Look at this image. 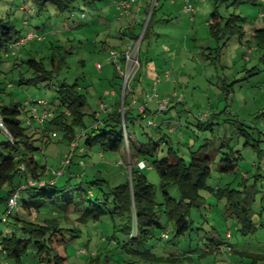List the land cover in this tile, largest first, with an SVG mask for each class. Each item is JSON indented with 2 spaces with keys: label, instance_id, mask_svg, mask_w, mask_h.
Masks as SVG:
<instances>
[{
  "label": "trees",
  "instance_id": "16d2710c",
  "mask_svg": "<svg viewBox=\"0 0 264 264\" xmlns=\"http://www.w3.org/2000/svg\"><path fill=\"white\" fill-rule=\"evenodd\" d=\"M20 1L19 16H12L7 10L0 13V73L17 70L15 82L18 86L40 84L53 88L54 94L52 99H47L51 117L42 125L33 122L26 124L28 109L21 108L19 102L8 98L9 92H6V88L12 87L13 83H4L0 76V117L10 134L5 135L6 139L0 142V151L4 150V154L0 152V204L3 205L4 215L0 219L5 222L9 219L3 228L0 227V251L16 262H23L24 256H30L36 260V264H62L63 256L55 251L54 242L63 243L66 249L81 237L79 227L63 226V221L72 213L79 225L89 222L97 225L98 240H94L96 248L93 252H87L90 261L92 259L98 262L101 258V251L97 250V246H101L111 256L112 253L117 254L114 256L116 264H179L184 258H189V253H159L155 251L154 244L169 239V235L167 238L162 237L164 231L168 232V225L171 226L172 237L177 238L187 233L196 219V229L206 224V231L210 234L204 237L198 255L213 254L221 249L224 254L234 251L245 257L244 264H264V237L256 238L251 249L241 248L239 245V239L247 240V235L256 237L254 234L257 228L264 225L256 224L252 218L255 212V191L258 181L262 178L260 169L264 163V150L259 147V139L255 138L252 127L239 120L236 122V130L244 138L243 146L249 145L255 153L252 170L237 169V162L242 158L239 148H236L238 144L234 146L221 140L211 146L205 138L197 147H190L185 156L178 147L170 145V139H167L159 123L154 126V133L157 135L141 129L136 133L134 121L143 118L144 114L133 106H128L123 116L121 115V82L115 88L119 91V99L116 98L112 103L111 110H104L98 116L97 109L85 111L86 97L76 80L68 82L62 79L55 85L50 84L53 78H57L58 67L64 59L55 55L56 50L61 52V45L57 43L60 38L48 37L51 34L49 32L53 31L52 26L55 23L64 20L69 22V28H73L82 23L87 9H100L101 13V8L105 5L112 7L114 19H120L114 7L115 0ZM227 1L214 0L210 13L214 23L208 22L210 32L220 31V36L225 33L237 34L240 38L244 34L243 15L234 9L223 16L216 10L217 4ZM229 1L236 4L242 1L254 4L259 1L264 6V0ZM77 11H80L79 15ZM100 13L94 22L100 16H107V13ZM152 13L153 9L150 17ZM129 26L130 24L126 25L127 28ZM27 31H32L41 38L28 39L11 53L9 45ZM92 31L96 34L99 30L96 27ZM57 34H60L59 31ZM40 39L49 42L51 53H38ZM251 41L257 49H262L264 55V25L254 28L252 36L245 44L250 45ZM243 56L244 51L241 52V58ZM16 57L20 62L15 69L12 64ZM8 61L11 66L3 70L1 65ZM113 76H118L116 69ZM125 103L127 104L126 97ZM170 103L167 107L174 105L172 101ZM155 109L146 111L157 114ZM22 111L25 117L20 119L19 113ZM211 124L210 119L197 121L200 130H211ZM35 128L41 130L39 139L34 136ZM51 128L58 129L66 143L63 159L65 153L69 152L71 142L77 141L69 161L63 167L61 164L57 167L63 168L61 174L53 173L55 169L45 168V164L40 163L34 155L35 151L43 146L35 144L34 141L46 143L52 139L54 136L50 135ZM80 129L84 130L83 134L76 138V132ZM54 131L57 134V131ZM237 142L240 143L238 139ZM92 149L100 154L106 151L118 153L122 149L131 150L137 157L136 161L144 160L150 165L148 170L154 169L157 172V184L149 182L143 169L138 168L136 163L130 169L129 176L114 185L97 175L96 171L86 177L83 171L77 172L76 169H82L84 159L81 157L87 155V150ZM26 174L35 182L20 188V185L25 183ZM211 176L212 180L209 182ZM171 187L175 188L174 193L170 190ZM17 189V207L27 211L33 208L38 213L43 210H56L58 214L43 216L39 222L17 216V207L8 210L6 204L7 197ZM208 197H214L216 203H210L212 199L208 202ZM262 200L264 198L260 197V202ZM193 209L197 211L196 214L191 213ZM213 209H216L217 213ZM7 226L13 229H7ZM232 237L236 238L234 243L231 241ZM90 241L92 237H86L81 245L88 246ZM105 252L104 255H107Z\"/></svg>",
  "mask_w": 264,
  "mask_h": 264
},
{
  "label": "rangeland",
  "instance_id": "374dc122",
  "mask_svg": "<svg viewBox=\"0 0 264 264\" xmlns=\"http://www.w3.org/2000/svg\"><path fill=\"white\" fill-rule=\"evenodd\" d=\"M191 1L196 5L193 20H190L189 14L183 11L182 0L173 2L157 0L156 5L152 8L151 17L150 13L146 14L150 8V0H142L141 10L128 19H124V17L114 19L111 13L112 7L105 5L101 8V13L100 9L93 11L87 9L86 17L82 23L73 28L68 27L67 20L55 23L52 26L53 31L49 32L51 34L48 37L60 38L57 43L61 45V52L56 50L55 55L57 58L62 56L64 62L58 67L57 78H53L50 84L55 85L62 79L68 82L76 80L86 97L85 111L91 112L93 109L100 111L101 108L98 105L100 102H111L108 95L111 88H114L115 96L119 99V91L115 88L121 80L120 72L115 66H121L122 61L118 59L116 63L112 62L109 49L125 52L127 48H131L135 51L138 65L129 81L131 92L125 96L127 104L131 102L132 96L136 98L135 103L138 105L146 99L147 95H152V100L148 101L147 109H153L157 108L159 101L163 100L165 96L171 95L170 93L173 91L180 96L179 99L172 98L171 101L174 105L169 107L171 104L169 103L166 110L160 111L161 113H149L148 110V112L145 110L144 117L134 121L136 133L141 129L157 135L154 133V126L159 123L166 133L167 139H170V145L174 148L178 147L181 154L185 156L190 147H197L205 138L211 146L218 144L221 140L234 146L238 144L236 148H239L242 158L237 162L236 168L252 170L255 153L249 145L243 146L244 138L238 134L236 122L239 120L248 127H252L255 138L259 139V147L264 150V55H262V49H257L252 41L250 45L245 44L246 40L252 36L253 29L264 25V19H259V14H262L261 18H264V6L259 1L254 4L243 1L236 4L228 0L225 3L217 4L216 10L223 16L234 9L243 15L244 34L239 38L237 34L225 33L220 36V31L210 32L208 22L214 23V19L210 16L214 0ZM20 3V0H0V13L7 10L12 16L17 17L21 14L18 9ZM132 7L135 9V5ZM79 13L80 11H77V15ZM99 13H107V16H100L94 22ZM32 20L31 22H33ZM145 21L149 23L144 34L145 28L143 29L142 26ZM126 24H130L129 28L125 26ZM96 27L99 31L94 34L92 30ZM40 40L37 46L38 53L41 55L43 51L51 53L52 48H50L49 42ZM243 51L244 56L241 58ZM13 61L12 65L16 69L20 60L16 57ZM1 66L3 70H7L11 65L8 61ZM115 69L117 77L113 76ZM0 76L4 83L5 81L13 83L12 87L6 88V92H9L8 98L20 103L21 108L28 109L29 105L26 102L30 99L33 104H36L37 98H53V88H47L40 84L18 86L15 82L17 70L7 71L6 74L0 73ZM154 81L156 88L153 91ZM127 104L125 103L124 108L120 110L122 116L124 110L128 108ZM132 106L135 108V105ZM24 117L23 111L19 113L20 119ZM87 117L86 114L85 119ZM147 119L155 123L147 124L145 123ZM206 119H210L212 122V129L200 130L197 121ZM127 123L130 125L129 120ZM51 129V131L58 130ZM33 130L35 131L34 136L39 139L41 130L36 128ZM5 139V134L0 130V142ZM237 139L240 143L237 142ZM63 142L64 139L58 131L46 143L35 140V144L39 143L43 146L36 150L34 155L40 163L45 164V168L56 169L63 160V153L66 151V143L63 144ZM0 152L4 154L3 149ZM81 159H84L81 165L83 167L82 169L77 168V172L83 171L88 177L87 175L91 176L96 171L97 175L106 179L110 185H114L129 176L130 169L134 167L137 157L131 150L122 149L118 153L106 151L100 154L92 149L87 150V155L82 156ZM143 172L147 175L149 182L157 184L158 175L154 169L143 168ZM260 173L262 178L260 182L258 181L253 201L255 212L252 218L256 224H264V200L260 202V197L264 198V163L261 165ZM211 180L212 176L209 182ZM170 190L175 192L174 187H171ZM207 199L208 202L212 199L210 203H216L214 197ZM2 209L3 205L0 204V218L3 216ZM213 210L217 213L216 209ZM196 212L194 209L191 211L192 214H196ZM50 214L57 215L58 213L56 210H48V212L43 210L38 213L33 208L27 211L20 206L16 211L17 216L34 222H39L43 216ZM6 222L8 223L9 219ZM6 222L0 219V227L3 228L7 224ZM197 224L195 219L188 232L177 238L172 237V229L168 225L169 239L155 242V251L179 255L189 253V258H184L179 264L245 263L246 258L234 251L224 254L219 249L213 254L198 255L201 252L199 249L202 247V241L205 240L204 237L210 236V234L206 231L208 229L206 224L202 228L196 229ZM63 226L79 227L81 237L66 249L63 243L54 242L55 251L63 256L62 264H116L114 256L117 254L112 253V257L101 246H97V250L101 251V258L98 262L92 261V259L91 262L87 257V252L91 250L93 252L96 248L94 243V240H98L96 224L89 222L79 225L76 223L74 215L70 213L67 220L63 221ZM7 229H13V227L7 226ZM254 235L256 237L247 235V240L239 239L241 248L251 249L254 244L252 242L256 238L264 237V225L259 226ZM90 236L92 241L88 246L84 245L83 247L81 244L86 237ZM235 239L232 237L231 241L234 243ZM259 244L262 243L259 242ZM233 246L235 247V245ZM79 248H84L85 252L77 251ZM104 252L107 255H104ZM22 260L24 264H36V260L30 256H24ZM0 261L13 262L14 260L0 253Z\"/></svg>",
  "mask_w": 264,
  "mask_h": 264
},
{
  "label": "built area",
  "instance_id": "2783aa9c",
  "mask_svg": "<svg viewBox=\"0 0 264 264\" xmlns=\"http://www.w3.org/2000/svg\"><path fill=\"white\" fill-rule=\"evenodd\" d=\"M172 2L175 0H171ZM140 2L141 0H115L114 1V7L117 11V14L119 16V18H122L123 16H128L131 12L132 6L135 5V11L134 14L136 15V12L140 10L141 6H140ZM183 2V6L182 9L184 12L189 14V19L193 20V16L195 14L196 11V5L191 1V0H182ZM157 0H150V8L148 10V13L151 12V9L154 5H156ZM262 14H259V19H261ZM146 21L143 23V29L146 26ZM33 37L36 38H40V36H36L32 31H27L23 36H20L19 38L15 39L12 41V43L9 45V49L11 53H14V50L16 48H18L20 45H22L23 43H25L28 39H31ZM248 52L250 50H247ZM109 53L110 55H112V62L116 63L118 59H121L122 61V65H116L115 68L117 69V71L120 72V80H121V88H120V110H122L124 108V97L127 96V94H129L131 92V88H130V80L132 77V74L135 70V68H137L138 65V61L135 55V51H133L131 48H127L125 50V52L123 51L122 53L118 52L115 49H109ZM99 67V64L97 65V68ZM10 85V84H8ZM155 85L156 82H153V87L152 90H155ZM112 93V92H111ZM113 94V93H112ZM171 95L165 96L163 98V100L159 101V105L158 107L155 109L157 113H159L162 109L166 108L167 105H169V103L171 102L172 98L175 99H179L180 96H178L176 94L175 91H173L172 93H170ZM152 100V95H147L145 100H142L138 105H136V98L134 96L131 97V102L128 103V106H132L135 105V108L138 112L144 114L145 110L147 109V105H148V101ZM36 104H33V102H26L28 106V113L27 116L25 117V123L26 124H30V123H36L39 125H42L48 118L51 117L52 113L49 109V104L47 99L44 98H37L36 99ZM32 103V104H31ZM99 107L101 108V110L96 113V116H98V114H100V112L104 111V110H108L106 103L104 102H100ZM122 114V113H121ZM155 115V114H154ZM147 124H154L155 122H153L150 119H147V121L145 122ZM122 127L124 130V134H125V125H124V121L122 119ZM0 130L6 135V136H10L8 130L6 129L4 123H3V119H1L0 117ZM83 129H80L78 132H76V138H78L79 135L83 134ZM56 132L52 131L50 132L51 136H55ZM77 146V141L73 140L70 144L69 147V152L65 153V158L60 162L61 167L64 166V164H66L69 161V157L70 154H72V151L74 150V148ZM81 150V148H80ZM136 166L140 169H149L150 165H148L144 160H138L135 162ZM57 168L55 170H53V173L55 174H61L63 168ZM20 169L23 170V167L20 166ZM34 180L32 181V178H30V176L28 174H26V179H25V183L20 185V188H23L27 185H32L34 184ZM19 196V190H15L14 192H12L8 197H7V207L8 210H10L11 208H16L17 207V198ZM4 216V215H3ZM2 216V217H3ZM168 236V232L164 231L162 233V237L163 238H167ZM80 252H85L84 248H79ZM4 264V263H2ZM5 264H24V262H7Z\"/></svg>",
  "mask_w": 264,
  "mask_h": 264
},
{
  "label": "crops",
  "instance_id": "0c3cea01",
  "mask_svg": "<svg viewBox=\"0 0 264 264\" xmlns=\"http://www.w3.org/2000/svg\"><path fill=\"white\" fill-rule=\"evenodd\" d=\"M133 15H135V14H134V8L132 7V11L130 12L129 16H127V19H128L129 17H130V18L133 17ZM126 25H127V24H126ZM126 25H125V26H126ZM111 92H112L113 94H112ZM115 92H116V91L114 90V88H111V89L109 90V92H108L109 99H111V100H110L111 102H107L108 104L105 102L108 110H111V109H112V108H111L112 103L116 100ZM153 109H155V108H153ZM0 253L3 254V252H1V251H0ZM2 263L5 264V263H7V262L0 261V264H2Z\"/></svg>",
  "mask_w": 264,
  "mask_h": 264
}]
</instances>
